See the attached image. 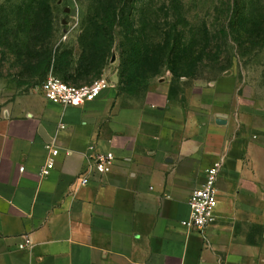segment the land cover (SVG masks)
Returning <instances> with one entry per match:
<instances>
[{"label":"crops","instance_id":"crops-1","mask_svg":"<svg viewBox=\"0 0 264 264\" xmlns=\"http://www.w3.org/2000/svg\"><path fill=\"white\" fill-rule=\"evenodd\" d=\"M111 80L78 107L30 96L0 116V264H264L256 89L232 72L190 96L161 81L132 98ZM107 152L112 171L82 185L92 155ZM215 163L214 220L187 227L190 196Z\"/></svg>","mask_w":264,"mask_h":264},{"label":"trees","instance_id":"trees-1","mask_svg":"<svg viewBox=\"0 0 264 264\" xmlns=\"http://www.w3.org/2000/svg\"><path fill=\"white\" fill-rule=\"evenodd\" d=\"M78 1L87 4V8L81 18L77 49L59 43L60 30L55 26L50 0H6V4L0 5V59L7 61L11 55L14 63L26 70L23 75L28 80L26 84L40 85L49 74L76 85L91 83L116 54V29L124 21H128L130 36L121 44L120 84L130 89L147 86L161 64H167L175 74L197 77L202 61L213 50L210 48L214 38L209 31L201 42L183 43L171 31L161 33L159 40L150 41L143 38V32L148 31L151 22L144 21L143 36L135 35L134 23L126 16V10L128 4L133 5L137 0ZM168 5L172 6V17L184 20L179 0H169ZM232 24L246 33L248 23L244 14L239 13ZM64 28L66 35L67 25ZM224 31V36H229ZM217 51L222 52V45L217 46ZM219 58L218 55L216 63Z\"/></svg>","mask_w":264,"mask_h":264},{"label":"rangeland","instance_id":"rangeland-1","mask_svg":"<svg viewBox=\"0 0 264 264\" xmlns=\"http://www.w3.org/2000/svg\"><path fill=\"white\" fill-rule=\"evenodd\" d=\"M184 20L172 17V6L169 0H137L133 5L128 4L126 16L134 23L135 35L142 34V23L150 21L151 25L144 39L153 41L165 31H171L183 43L190 41L201 42L208 31L214 38L208 56L202 61L198 70L199 76H181L174 73L167 64L157 68L158 73L149 78L146 85L137 89L127 88L120 84L121 74V44L126 43L129 37L128 21L117 27L116 54H114L103 72L97 77L117 78L118 90L128 97L141 98L155 82L171 81L174 90L190 96L195 87L209 85L214 79L231 70L240 78V82L249 84L256 89L260 98L264 100V0H179ZM53 20L61 36L59 43L64 47L75 48L77 36L81 32V18L85 13L87 4L83 5L78 0H50ZM6 0H0V5ZM244 14L247 20V31L241 33L234 26L238 14ZM177 17V16H176ZM64 25H67L66 35ZM174 26L177 27L174 31ZM229 36L225 37V31ZM141 35V36H143ZM157 40V41H158ZM58 43V44H59ZM222 45V52L217 51V46ZM184 48H182V51ZM219 63H216L217 56ZM116 60L113 61V57ZM178 58V55L175 56ZM175 66L178 63L175 60ZM173 67V68H174ZM200 72V73H199ZM26 70L14 63V58L8 55V60L0 59V116L9 110L17 112L18 103L27 97L42 96V83L40 85L26 84L27 78L23 75ZM96 79V78H95ZM94 79V80H95ZM82 86L88 83L73 84Z\"/></svg>","mask_w":264,"mask_h":264},{"label":"built area","instance_id":"built-area-1","mask_svg":"<svg viewBox=\"0 0 264 264\" xmlns=\"http://www.w3.org/2000/svg\"><path fill=\"white\" fill-rule=\"evenodd\" d=\"M114 86L108 77H99L89 84L73 86L54 74H49L42 83V92L50 102L68 107H78L96 100L106 90ZM59 154L58 149L52 151V158L47 163V168L54 167V159ZM88 167L79 175L82 185L91 183L94 174L105 175L112 171L116 157L112 152L95 153L90 159ZM24 170V167H21ZM221 163H215L207 170L205 183L196 188L189 199L191 208L190 218L184 225L194 229H205L214 220L219 202L217 182L220 175ZM30 241L20 245L24 249L30 246Z\"/></svg>","mask_w":264,"mask_h":264},{"label":"water","instance_id":"water-1","mask_svg":"<svg viewBox=\"0 0 264 264\" xmlns=\"http://www.w3.org/2000/svg\"><path fill=\"white\" fill-rule=\"evenodd\" d=\"M116 60V57L114 56L113 57V61H115ZM232 74V71L231 70H229V71H227L226 73H225V75H231ZM214 83V82H213ZM218 123H220V124H226V122H227V119H226V117L225 116H223V115H219L218 116V121H217ZM41 131V133H42V135L43 136H45L44 135V132L42 131V130H40Z\"/></svg>","mask_w":264,"mask_h":264}]
</instances>
